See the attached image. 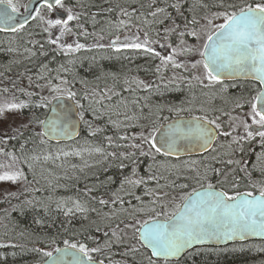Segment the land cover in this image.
Listing matches in <instances>:
<instances>
[{"label": "flooded vegetation", "instance_id": "af4514ba", "mask_svg": "<svg viewBox=\"0 0 264 264\" xmlns=\"http://www.w3.org/2000/svg\"><path fill=\"white\" fill-rule=\"evenodd\" d=\"M64 2L65 6L71 8L73 14L79 18L69 22L72 32L65 34L60 44L74 46L75 42H79L85 47L66 54L57 44L49 43V32L45 31L47 25L39 17L18 32L0 33V49L4 51L3 62H1L3 64H0V69L8 70V78L4 77L0 81L1 88H8L9 93H16L17 89H21V92L28 95L27 93H32L29 80L31 71L35 68L37 72L41 73L51 66L57 70L56 80L51 82V85L70 88L77 93L76 100L71 101L75 105L77 101L83 105V108H77L79 117L80 113H83L84 119L90 120L101 116L127 119L135 114L143 116L148 111L152 116L153 126L157 128L176 120L191 119L194 116H207L209 119L219 117L217 123L222 127L218 131H230V122L240 125V121L245 118L248 123H251L250 117H247L246 114L251 110L248 101L259 91L257 83L223 81L222 84L205 87L192 79L194 75L202 76V69L190 67L192 62L200 59L198 54L177 57L178 62L187 65L188 70L185 71L184 69H173L171 66L165 68L161 65L159 57H153L142 51L123 47L117 51L108 46L110 41L116 37H119L120 42L123 43L126 42V37L130 42V39L137 35L143 40L147 33L148 38L154 42L151 46L161 55L166 56L171 53V48L167 46L171 44L173 47H177L181 40H184L189 47H199L206 39L202 38L204 33L202 26H195V30L201 37L200 40L187 34L181 37L180 32L187 33L194 29L193 23L187 22L188 24H186L185 22L179 26L162 24L159 19L160 12L157 11L159 7L151 4L146 8L144 0H64ZM25 5L26 3L23 10ZM145 11H147V15H145ZM39 12L44 20L66 19L67 15L63 9L59 8L49 12L42 7ZM152 12H157L156 16H152ZM172 20L176 19L172 18ZM170 29H175V31H170ZM50 31L53 39L59 35L58 27ZM32 35L35 39V47H33ZM97 44L104 45V47H96ZM161 44L165 47H160ZM157 66L161 67L160 72L156 71ZM42 75L44 76V74ZM173 75L183 76L185 79L172 81ZM61 80H67L68 84H61ZM136 81L150 84L151 89L145 91L143 85H137ZM207 83L205 80L204 84ZM43 90L47 91V95H38L39 100L41 97L53 100L52 97L56 93L51 92L50 85H47ZM93 93L100 95L107 93L112 98L111 100L104 99L102 104H97L95 101L100 96L93 95ZM28 96L31 97V95ZM85 96H88V99H84ZM238 103L243 106L237 107ZM234 117L238 119L233 120ZM238 134L244 135L242 125L232 133L233 136ZM261 148L258 137L251 141H241L238 146L232 143L231 136H218L212 150L202 156L173 159L155 153V159L149 158L151 163L147 169L140 168L141 176L133 178H144L146 183L139 186L126 183L127 186H122L121 182L125 180V177H130L129 175L122 178L121 182H117L120 187L118 193L123 200V203L118 200V204L133 205L135 206L131 208L133 210L142 209L143 211H139L141 215H138V219L142 222L149 217L154 218L156 213L166 212L171 215L176 211L177 206L184 204L182 197L192 192L193 189H199L201 183L206 187L207 182H211L220 188L221 182L226 177L227 182L223 184V187L229 191L252 190L255 192V189H241L244 177L241 175L240 164H242L241 157L246 163L250 160V152L258 151ZM116 149L124 151L122 147ZM232 150L235 153L230 155ZM229 159L234 163L227 164ZM193 161L197 163L193 164ZM235 161H239L240 164ZM162 162L172 174L174 170H178L180 175L171 177V181L164 180L161 170ZM213 169H218L225 175H217ZM130 172L132 173V170ZM197 173L200 177L207 173L208 180L198 182ZM149 176H156L159 179L158 181L149 180ZM163 176L167 177L166 174ZM233 177H235L238 188H233ZM184 185L187 187H183ZM128 187L132 190L125 192V188ZM76 193L77 191L73 188V194ZM136 197H140V200H137ZM153 200H156L155 204L152 203ZM162 205L164 207H161ZM153 208H155V213L151 211ZM124 209L131 211L130 208ZM165 218V216H161L162 220ZM148 255L150 254L148 253ZM173 263L177 262H171V264ZM158 264H162V262H158Z\"/></svg>", "mask_w": 264, "mask_h": 264}, {"label": "snow or ice", "instance_id": "6c2138e0", "mask_svg": "<svg viewBox=\"0 0 264 264\" xmlns=\"http://www.w3.org/2000/svg\"><path fill=\"white\" fill-rule=\"evenodd\" d=\"M40 3V7L46 8L49 12L59 8L63 9L67 15L66 19L56 18L44 20L38 9H29L25 6V12L27 15H23L22 18L18 17L20 8L15 0H0V31H12L18 32L24 29L30 19L35 20L38 17L47 25L45 31L49 32V43L57 44L62 51L66 54L69 52L79 51L85 47L84 44L75 42V45L60 44L62 37L67 33L72 32V28L69 27V22L79 17L74 15L71 8L65 6L64 0H37ZM223 9L221 12H217L212 18L205 17L207 21L206 25L202 27L211 26V31L206 33V39L199 45V47H189L184 40L180 41V45L173 47L169 44L167 47L171 48V53L163 56L157 52L151 45L154 43L151 41L147 33L141 40L140 36H135L130 39L125 38L126 42L121 43L120 38L116 37L110 41L109 47L115 48L117 51L121 47L126 49H135L142 51L145 54H151L153 57H159L161 65L165 68L171 66L173 69L188 70L185 63L178 62L177 57L183 55L198 54L200 59L192 62L190 67L192 69H202V76H193L192 79L198 81L201 85L208 87L214 84H222L225 79H231L239 76L251 78L259 85V91L254 95L250 101V112L246 114L250 117L251 123H248L247 118L240 121V125H235L230 122L229 130L218 131L221 129V124L217 123L219 117L216 119H209L207 116H194L190 120H177L171 122L165 127L161 125L159 128L153 126L150 132L145 134L141 132L140 136H133V141H138L128 145L133 149L139 150L140 156H150V151H144L143 145L147 144L150 150H154L159 155H176L178 149L183 148L185 151H191L195 148H203L205 151L213 144L217 136H231L232 143L240 145L241 141H251L259 138L261 146L264 147V0H231V2L224 3L223 0L219 5ZM32 11L36 12V15H32ZM157 11L163 12L164 9H158ZM157 12H152V16H156ZM214 19H222V23L213 24ZM123 23V22H121ZM193 24H199V21L193 18ZM59 28V35L52 38L51 29ZM175 31V29H170ZM190 35L196 40H200L199 33L193 29L190 32H180L181 37ZM87 35V33H85ZM103 39V37H101ZM96 47H104V45L97 44ZM160 47H165L161 44ZM157 72L161 71V67L157 66ZM176 79H185L183 76L173 75L172 81ZM207 80V84L204 81ZM137 85H143V89L148 91L151 89V85L144 81H136ZM191 83V81H189ZM61 84L67 85V80H61ZM50 90L56 93L52 97L57 101V106H60L63 99L76 100L77 93L70 88H61L58 85H51L49 82ZM8 91L7 88L4 89ZM32 95V93H28ZM93 95H99L100 98L95 101L97 104H102L104 99L111 100V96L107 93L100 95L99 93H93ZM84 99H88L85 96ZM44 103L37 105V107H46L51 103L46 97H41ZM27 105L24 102H4L0 104V117H4L6 112L19 111L25 108ZM78 108H83V105L78 101L76 102ZM237 107L243 105L237 104ZM73 109L68 105H63L59 113L54 112L53 118H46L40 120L39 123L43 126L44 130L40 133L41 136H49L50 138H58L61 136L71 137L73 133L69 132L68 125L63 124L62 121H67ZM80 119L83 120V113H80ZM129 119H131L129 117ZM233 120L238 118H232ZM242 125L244 135H235L232 133L237 131V128ZM119 127V125H117ZM163 129V130H161ZM96 129L91 135H95ZM156 133H159L157 137ZM109 147L120 148L125 145L117 144L113 141L112 137H107ZM129 137L127 135H121L119 140L127 141ZM43 142V141H42ZM187 142V143H182ZM223 146V145H222ZM231 147V145H229ZM242 150V149H241ZM95 151L100 154H105V150L102 148H96ZM68 155V153H64ZM261 155H264L262 153ZM106 156H110L116 159H130L136 156V152L117 153L115 151L107 152ZM47 159V157H46ZM155 159V156H152ZM259 160L260 157L258 156ZM133 164H136V160H132ZM197 163L196 161L192 162ZM234 161L229 159L227 164L231 165ZM239 164V161H235ZM5 167V165H0ZM7 167H11L8 165ZM121 167H124L121 164ZM255 167V166H254ZM151 168V166H150ZM217 175L224 176L218 169H213ZM241 171H245V174L250 178L251 173L246 169L241 168ZM132 176H136V169H132ZM21 177L22 172H4L0 174V182H13L15 183ZM149 180H157L156 176H149ZM198 182L201 180L207 181V173L203 177H200L197 173ZM233 188H238V184L235 183V177H233ZM225 180L221 182V187L211 182H207L205 187L201 183L199 189H193L192 192L182 197L184 204L177 206L176 211L168 215L166 212L156 213L155 217H149L142 222L136 220L135 224H126L125 227H139L137 231L139 235L136 239L139 241L141 247L150 250L148 255V264H171L173 258L180 256V254L197 243H204L212 239H232L235 237L245 238L248 235H261L264 236V181H261L259 185L255 182H250V187L255 189L245 191H229L223 187L226 183ZM124 183L139 186L146 183L144 178L133 179L131 177H125ZM183 187H187L184 185ZM258 193V194H256ZM140 200V197H136ZM159 199V198H158ZM120 200L123 203L122 198L117 197L112 201L116 203ZM101 205H107L108 201L100 199ZM153 204L156 200L152 201ZM161 207H164L163 205ZM75 210L77 212H86L79 202H75ZM95 211V209H93ZM125 211H127L125 209ZM136 211H143L142 209H134ZM155 213V208L151 209ZM73 212L72 208H68L65 215H69ZM165 216V219H161V216ZM135 219V216H133ZM99 230V229H97ZM107 235V233H105ZM112 236L120 240L115 231L112 232ZM64 247L54 248L53 251L43 252V256L47 259L44 264H105L103 259H98L93 256V253H100L103 251L101 247L89 248L82 242H70L69 240L63 241ZM106 247H110V243L106 241ZM132 252H137L139 249L133 247Z\"/></svg>", "mask_w": 264, "mask_h": 264}, {"label": "trees", "instance_id": "16d2710c", "mask_svg": "<svg viewBox=\"0 0 264 264\" xmlns=\"http://www.w3.org/2000/svg\"><path fill=\"white\" fill-rule=\"evenodd\" d=\"M144 1L145 7L152 4V6L157 5L159 9H164L160 13L167 15L165 16L167 19L161 20L162 24L167 23L179 26L185 22L188 24L187 22H192L193 18H195V20L199 21V24H193L194 29L195 26L206 25L205 17L212 18L215 13L223 11L219 7L222 0ZM223 2L226 4L231 2V0H223ZM172 18L176 20H172ZM218 23L222 22L213 20V24ZM203 28L202 32H205L209 31L211 26ZM3 55L4 51L0 49L1 65L3 64L1 63L3 62ZM41 73L37 72L35 68L30 73L31 103H40L39 101L41 100L37 97V92L41 91L42 93V90L49 85L47 84L48 81L53 82L56 80L57 70L54 67L49 66ZM39 74H41L40 78ZM4 77L8 78V70L1 68L0 81ZM41 103H44V101ZM48 107L49 104L46 107H38L35 110L31 108L33 119L30 121L29 126L20 128L10 135L0 136V147L14 154L23 162L27 159L26 156L29 158L43 150L41 146L44 144L48 145L52 150L62 147L47 144L40 135L41 124L39 121L45 119ZM130 118L101 116L95 119L81 120L82 132L80 138L72 144L63 146L69 147L76 152L89 153L88 157L87 155L82 156L78 164L82 166V163L88 160L90 162V172H79L76 181L71 179L70 172H68L67 178L60 182L59 178L51 177V174L57 171L56 168L52 169L50 166L56 164L53 159L48 165V174L42 172L40 174L43 177L40 178L41 176L39 175L34 174L32 176L27 173L28 189L0 203V244L10 245L9 248H0V264H39L47 259L43 256V252L53 251L56 247L63 248L64 240H69L70 242L79 241L85 243L89 248L101 247L103 251L93 253V256L103 259L105 264H148V253L136 239L139 225L137 224L135 228L125 227L126 224H135L136 220H139V216L136 215L135 219H133V216L123 212L126 205H119L118 200L116 203H112L114 199L120 197L118 193L120 187L117 182H121L122 178L127 175L131 178L141 176L140 168L144 167L147 169V166L151 163L149 158H152L155 154L154 150H150L147 144L143 145L144 151L151 152V155L147 157L140 156L138 149L128 146L138 142L132 140L133 136L138 137L141 132L147 134L148 131L152 130L154 125L152 116L146 111L143 116L135 114L130 116ZM117 125L121 126L122 129H118ZM32 129L33 131H31ZM96 129H100V131H96L95 135H91L90 133ZM121 135H127L129 139L127 141L119 140ZM107 137H112L117 144L125 145L122 147L124 151L109 147ZM33 145H36L37 149ZM98 147L104 149L105 154L97 153L95 149ZM112 151L117 153L136 152V156L130 159H116L106 156L107 152ZM92 152L94 153V158L90 157ZM234 153L235 151L232 150L230 155ZM262 153H264V147L258 151L250 152V160L246 163H244V158L241 157L242 164L239 163L241 165L240 169L244 168L251 173L249 178L245 171H241V175L244 177L241 189H252L250 182H255L259 185L261 181H264V155H261ZM258 156L260 157L259 160L257 159ZM132 160H136V164H133ZM121 164L124 167H121ZM40 166L41 164L37 165L35 163L37 172L38 168H41ZM161 166L162 174L167 176L162 177L164 180L171 181V177H174V175L170 172V169H167L164 162H162ZM133 168L136 169V176H132L130 172ZM123 185L127 186L126 183ZM73 188L77 191L75 195L73 194ZM100 199L107 200L108 204L101 205L99 203ZM71 200L79 202L84 208H89L92 213L85 214L84 212L73 210L71 214L65 215L70 205L63 208L61 203L62 201L69 203ZM104 214H110L107 215L110 219L105 225L97 226L92 224L91 219L92 221L96 220L99 215ZM113 231L117 233L120 240L112 236ZM106 241L110 243V247L105 246ZM252 245H260V249L264 247V243H251L218 249H196L181 261L173 264H255L254 262L258 260V256H264V253L259 251V249H254L257 248L256 246L250 247ZM133 247L139 249V251L132 252L131 249ZM245 254H250V257L247 261H242L240 256Z\"/></svg>", "mask_w": 264, "mask_h": 264}, {"label": "rangeland", "instance_id": "374dc122", "mask_svg": "<svg viewBox=\"0 0 264 264\" xmlns=\"http://www.w3.org/2000/svg\"><path fill=\"white\" fill-rule=\"evenodd\" d=\"M24 1L25 3L28 0H15V2L18 4L19 8L22 7V4ZM147 13V11H145ZM167 15H164L162 13H159V19L160 20H166ZM217 22H223L222 19H214ZM212 29L209 31H205L202 34V38H206V33L210 32ZM33 37V47H35V39ZM40 78V77H39ZM8 89V88H7ZM0 92V104H3L4 102H15V103H20L24 102L27 106L19 111H11V112H6L4 114V117H0V136L4 137L6 135L12 134V132H15L19 130L20 128L23 127H28L30 124V121L33 119V115L31 112L32 109H37V105L42 104V100L39 101L40 103H31V98L28 97V95H25L24 92H21V89H17L16 93L12 92L9 93V91L5 92L3 94ZM38 94V92H37ZM38 95L41 96H46L47 91L43 90L42 93ZM48 99V98H47ZM49 100V99H48ZM117 127V126H116ZM118 129H122L121 126L117 127ZM33 131V129L31 130ZM42 144V143H41ZM44 144V143H43ZM35 149H37L36 145H33ZM43 150H41L38 154L30 156H26L27 159L21 161L18 157H16L14 154L9 153L8 151L2 149L1 147V152H0V165H5V167H0V174H3L4 172H22L23 177H21L18 181L15 183L13 182H0V203L7 201L9 198L15 197L18 193L23 192L24 190L28 189L29 182L26 178L27 173L31 174L32 176L39 175L41 176L40 178L43 177L40 173L44 172L45 174H48V165L52 162V160H55L56 164L50 165L52 169H57V171L54 174H51V177H57L59 178L60 182L64 181V179L67 178L68 176V171L70 172V177L74 181L78 177L79 172H90V162H81L82 166L79 165L80 158L84 155H89V153H80L72 150L69 147H57L52 150V148L48 147V145L44 144L41 146ZM51 150V151H50ZM64 153H68V155H65ZM94 153L92 152L90 154V157H93ZM47 157V159H46ZM35 163L37 165L41 164V168H38V172L35 170ZM8 165H11V167H7ZM72 173L74 174V178L72 176ZM164 173V172H163ZM164 174H162L163 176ZM174 177L179 176L180 172L178 170L173 171ZM135 178V177H134ZM72 181V182H73ZM41 182V180H40ZM126 190V191H125ZM125 192L132 190L131 188H125ZM62 207L66 208L69 206L72 208L74 211L75 210V201L71 200L69 203L67 201H62ZM127 206V205H126ZM128 208H134L135 206L133 205H128ZM87 211L84 212L85 214H91L92 211L89 208H86ZM132 211V212H131ZM127 210L126 214H129V216H136V215H141L139 214V211H136L134 213L133 209ZM77 212V211H76ZM107 215L110 214H104V215H99L96 220L91 219L92 224L100 226V225H105L108 219L110 217H107ZM1 219V218H0ZM263 249V250H262ZM259 251L264 253V247L259 249ZM258 251V252H259ZM260 252V254H261ZM242 258V261H247L250 257V254H245L243 256H240ZM255 261V260H254ZM253 261V262H254ZM255 264H264V256H258V260L254 262Z\"/></svg>", "mask_w": 264, "mask_h": 264}, {"label": "water", "instance_id": "95a60500", "mask_svg": "<svg viewBox=\"0 0 264 264\" xmlns=\"http://www.w3.org/2000/svg\"><path fill=\"white\" fill-rule=\"evenodd\" d=\"M41 2H42V0H41ZM26 6L30 10L31 9H39V8H41L40 7V3H38L37 0H30L26 4ZM17 15H18V17L22 18V16L23 15H27V13L25 12V9H24L23 13H17ZM32 15L35 16L36 12L32 11ZM32 21L33 20L30 19L26 26L31 24ZM0 32L1 33H6V34L14 33V32H12L10 30H8V31H0ZM224 81L225 82L251 81V82L257 83L256 81L252 80L251 78H246V77H243V76H239V77H235V78H231V79H225ZM63 105H68V106H70L73 109V111L70 114L68 120L67 121H62L63 124H67L68 125L69 132L73 133V135L71 137L61 136V137H58V138H50L49 136H43L44 139L50 144H55V145L68 144V143L76 141L79 138V136H80L81 121H80V118H79V112H78L77 107L75 106V104L72 101L64 98L62 104L60 106H57V101L53 100L51 102V104H50L49 111H48V114H47L46 118H53L54 117L53 110H55V113H59L60 110H61V107H63ZM183 120H190V119H183ZM165 127H167V125ZM43 130H44V128L41 125V132ZM161 130H163V129H161ZM158 136H159V133L157 134V137ZM216 140H217V138L215 139V141L213 142V144L209 147V149L207 151H205L203 148H199V147H197V148H195L194 150H191V151H185L183 148H180V149H178V152H177L176 155H168L167 157L173 158V159H180V158H185V157H194V156L204 155V154L208 153L213 148ZM182 143H187V142H182ZM259 241H263L264 242V236H261V235H248V236H246L243 239H241L240 237H235V238H232V239H225V238L212 239V240L206 241L204 243H197V244L192 245L186 251L182 252L180 254V256L173 258L171 262H178L188 252H190V251H192L193 249H196V248H203V247L221 248V247H226V246L233 245V244H245V243H249V242H259ZM2 247H8V246L7 245H0V248H2ZM146 250L150 253V250H148V249H146ZM53 254L55 255V253H53ZM40 264H44V262H42Z\"/></svg>", "mask_w": 264, "mask_h": 264}]
</instances>
